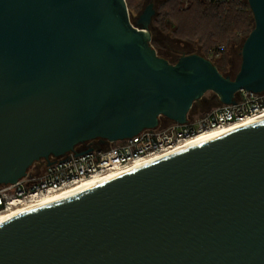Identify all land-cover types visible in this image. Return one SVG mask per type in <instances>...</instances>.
I'll return each mask as SVG.
<instances>
[{
	"label": "water",
	"instance_id": "obj_1",
	"mask_svg": "<svg viewBox=\"0 0 264 264\" xmlns=\"http://www.w3.org/2000/svg\"><path fill=\"white\" fill-rule=\"evenodd\" d=\"M234 79L151 44L155 11L126 0H0V186L35 163L188 121L214 92H264V0ZM0 264H264V122L0 228Z\"/></svg>",
	"mask_w": 264,
	"mask_h": 264
},
{
	"label": "built area",
	"instance_id": "obj_2",
	"mask_svg": "<svg viewBox=\"0 0 264 264\" xmlns=\"http://www.w3.org/2000/svg\"><path fill=\"white\" fill-rule=\"evenodd\" d=\"M198 1L225 6L248 3V0ZM222 49L213 55L219 58ZM235 100L234 105L221 104L203 117H193L189 113L185 124L161 117L157 128L144 130L130 139L104 143L94 140L77 148L82 151L91 149L82 155L70 153L53 160L51 165L45 160L35 163L17 183L0 186V216L24 209L44 196L64 192L87 180L142 163L199 134L243 124L264 113V92L241 90Z\"/></svg>",
	"mask_w": 264,
	"mask_h": 264
},
{
	"label": "rangeland",
	"instance_id": "obj_3",
	"mask_svg": "<svg viewBox=\"0 0 264 264\" xmlns=\"http://www.w3.org/2000/svg\"><path fill=\"white\" fill-rule=\"evenodd\" d=\"M127 4L136 24L146 7L153 4L155 15L149 26L151 44L158 52L167 53L173 65L183 56L197 54L222 63L224 76L234 79L238 74L243 45L255 27L249 5L238 18L236 12H230L225 5L220 10L210 9L205 2L197 0H127ZM215 46L218 47L216 50L207 51ZM221 48L220 57H215L213 53ZM238 49L241 59L234 56ZM220 105L219 97L214 92H207L195 103L190 115L203 117Z\"/></svg>",
	"mask_w": 264,
	"mask_h": 264
},
{
	"label": "bare ground",
	"instance_id": "obj_4",
	"mask_svg": "<svg viewBox=\"0 0 264 264\" xmlns=\"http://www.w3.org/2000/svg\"><path fill=\"white\" fill-rule=\"evenodd\" d=\"M264 122V113L258 117H255L254 119H251L243 124H238V125H230V127H225V128H221V129H217V130H213L210 132H206L203 134H199L189 140H187L186 142H183L182 144L178 145L177 147H175L174 149L163 153V154H159V155H155L152 156L150 158H148L147 160L143 161L142 163H139L137 165L134 166H130L127 168L122 169L119 172H114L110 175H107L105 177H97V178H93L90 180H87L77 186H74L72 188H69L67 190H65L64 192L61 193H57L55 195H50V196H44L42 199L37 200V202H34L31 205H28L27 207H25L24 209H20L17 211H14L10 214L7 215H3L0 216V225H3L5 223H8L9 221L15 219L16 217L46 207L48 205L51 204H55L67 199H71L73 197L79 196L81 194H84L86 192H89L93 189H96L100 186H103L107 183H110L118 178H121L123 176H126L134 171H137L145 166H148L150 164H153L155 162L161 161L163 159L178 155L186 150L201 146L207 142L210 141H215V139H218L220 137L226 136L230 133L236 132L240 129H243V127H248V126H252L258 123H262Z\"/></svg>",
	"mask_w": 264,
	"mask_h": 264
},
{
	"label": "trees",
	"instance_id": "obj_5",
	"mask_svg": "<svg viewBox=\"0 0 264 264\" xmlns=\"http://www.w3.org/2000/svg\"><path fill=\"white\" fill-rule=\"evenodd\" d=\"M127 1V0H126ZM196 1V0H195ZM198 1V0H197ZM202 2V1H201ZM204 3V2H203ZM198 4H200V3H198ZM207 6H208V8H210V9H217V10H220V9H222L221 7H223L222 5H216V4H211V3H205ZM224 7H229L230 9H229V11L230 12H236V16L238 17V18H240V16L241 15H243L242 13H244V11L249 7L248 6V3H245V4H243V5H240V6H236V5H228V6H224ZM235 19H236V17H235ZM154 47V46H153ZM213 47H211V49H208L207 51H209V50H216L218 47L217 46H215L214 47V49H212ZM241 48V47H240ZM158 52V51H157ZM160 52H158V54H159ZM235 55L234 56H241V54L239 55V49H238V51L236 50L235 52ZM240 53H241V49H240ZM161 57H163L164 59H166L167 61H169L170 63H172L167 57V53H160L159 54ZM170 56V55H169ZM223 57H221V59H222ZM240 59H241V57H240ZM218 60H220V59H218ZM217 60V61H218ZM213 63L215 64V66L219 69V71L221 72L222 70H221V64L222 63H220V62H215L214 60H213ZM173 64V63H172ZM222 73V72H221ZM224 75V74H223ZM194 106H195V104H194ZM193 106V107H194Z\"/></svg>",
	"mask_w": 264,
	"mask_h": 264
},
{
	"label": "clouds",
	"instance_id": "obj_6",
	"mask_svg": "<svg viewBox=\"0 0 264 264\" xmlns=\"http://www.w3.org/2000/svg\"><path fill=\"white\" fill-rule=\"evenodd\" d=\"M3 227V225H0V228H2Z\"/></svg>",
	"mask_w": 264,
	"mask_h": 264
}]
</instances>
